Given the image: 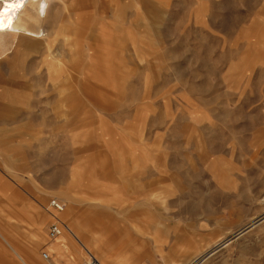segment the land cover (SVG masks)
I'll use <instances>...</instances> for the list:
<instances>
[{"label": "rangeland", "instance_id": "obj_1", "mask_svg": "<svg viewBox=\"0 0 264 264\" xmlns=\"http://www.w3.org/2000/svg\"><path fill=\"white\" fill-rule=\"evenodd\" d=\"M77 1L48 8L53 51L0 63V264H25L5 240L28 264H264V0ZM61 188L110 244L49 250Z\"/></svg>", "mask_w": 264, "mask_h": 264}, {"label": "crops", "instance_id": "obj_2", "mask_svg": "<svg viewBox=\"0 0 264 264\" xmlns=\"http://www.w3.org/2000/svg\"><path fill=\"white\" fill-rule=\"evenodd\" d=\"M61 1L62 0H46V9H43L41 5H36V7L33 8V10L35 11L33 19L30 21V23L26 27H23L18 30H13L11 32H7L5 34L2 44H0V63L2 62L8 63L9 70H10L9 72L10 81H13L15 77L19 76V74L21 75V73L24 70L25 62L27 58L30 57L34 53L35 54L38 53L41 47L46 46L49 53L53 51V49L51 48L53 47V42H52L53 40L51 41V39L49 38L50 37L49 36L50 25H48L47 29L44 27L45 31L42 30V25L46 18V15L48 14V8L50 4L53 2H61ZM89 2H90L89 0H85V1L80 0V1H77L76 4H85V3L89 4ZM91 3H92V0H91ZM59 15L60 14L58 15L56 14V16L55 17L52 16L51 19L57 21V18H59ZM70 59H72V57H70L69 60ZM71 67L72 66L70 65L69 68L66 69L64 73H62V76L59 77L58 79H56V77L52 74V72H49L50 78L53 79L52 82L55 83L54 85H55V88L58 94H61L63 90L66 91L65 90L66 86L61 87L62 85L60 83L62 82V80L64 83L67 81V79H65L66 74L73 76ZM35 79L37 82H41V75L39 72H37V77ZM81 89H82L81 93L83 95L85 96L91 95L92 90H90V88L87 86L86 83L82 84ZM74 95L75 93L73 92L70 94V97H71L70 100L73 98ZM25 165L28 166V162H25ZM25 169L27 170L28 167ZM25 169H24V164H22V171L25 172ZM10 170L12 173L13 172L12 168ZM11 173L9 172V170H7V172L5 173L4 175L5 189H1L3 192L2 196L6 198V204H8V200L10 199L12 200V198L15 196V191L13 187V176L10 175ZM64 189L62 188L60 189L59 195L62 196L61 194L64 191L68 192L69 196L71 197L70 200H67L68 210L70 211L68 214L65 213L66 215H64L63 213L65 212V210L63 212L56 213L49 208L50 209L49 212L52 215L54 221L58 220L65 227L64 233L60 238L57 239L58 241L48 246L49 250L52 251L53 254L57 256V258H59L58 256L63 257L65 253H69L71 252V249H75L74 239L77 242H79L81 245L93 243L94 241H96L95 244H99V245L110 244L106 240H91L92 237L90 236L89 232H86L85 230H95L94 235H99L100 233L97 232V229H100V228L97 226V224H99L100 222L97 219H95V217H92L91 219L90 217H87L86 221H84L83 224L81 222H78L76 208H74L75 203L72 202L73 194L70 193L68 190H66L67 188H64ZM19 192L21 193L20 195L22 197L20 217L23 222L29 223V211H30L29 201L27 198H24V197H28V194L24 193L23 188H21ZM54 199H57V198H54ZM56 214H59V215L63 214L61 216L63 217L65 216L66 218L70 217L72 227L76 229L83 236L84 240L82 241L79 240V238L74 234L73 229L69 225L64 223L58 216H56ZM68 226L70 229L68 228ZM119 236L120 234L117 232L111 233V238L113 239H118ZM97 239H101V236L97 237ZM5 243L12 250V252L16 254L18 258H20L22 262H24L25 264H28L25 258H23L19 253H15V247L12 241L5 240ZM27 251H28V247L25 248L24 251L21 250L23 254H26ZM87 253H88V256H91V255L93 256V254L89 250H87ZM78 256L79 258L82 259L81 254H78ZM71 264H75V263H71ZM76 264H78V262H76Z\"/></svg>", "mask_w": 264, "mask_h": 264}, {"label": "bare ground", "instance_id": "obj_3", "mask_svg": "<svg viewBox=\"0 0 264 264\" xmlns=\"http://www.w3.org/2000/svg\"><path fill=\"white\" fill-rule=\"evenodd\" d=\"M42 1L43 0H0V20L3 22L2 25H0V44H2L7 32L21 29L30 23L35 13L33 8H35L36 5L34 4L40 5Z\"/></svg>", "mask_w": 264, "mask_h": 264}, {"label": "built area", "instance_id": "obj_4", "mask_svg": "<svg viewBox=\"0 0 264 264\" xmlns=\"http://www.w3.org/2000/svg\"><path fill=\"white\" fill-rule=\"evenodd\" d=\"M49 208L56 213L63 212L65 210V204L58 199H52L49 202ZM64 230H65L64 225L58 220H56L52 222L48 228V231H47L48 238L50 240H57L63 235ZM42 256L46 260L50 258L48 253L46 252H44ZM87 264H99V263L95 257L91 256L90 261H88Z\"/></svg>", "mask_w": 264, "mask_h": 264}, {"label": "snow or ice", "instance_id": "obj_5", "mask_svg": "<svg viewBox=\"0 0 264 264\" xmlns=\"http://www.w3.org/2000/svg\"><path fill=\"white\" fill-rule=\"evenodd\" d=\"M2 23H3L2 20H0V25H2Z\"/></svg>", "mask_w": 264, "mask_h": 264}]
</instances>
